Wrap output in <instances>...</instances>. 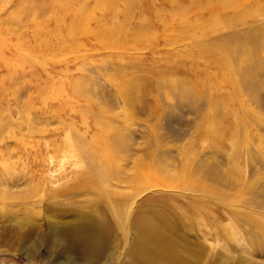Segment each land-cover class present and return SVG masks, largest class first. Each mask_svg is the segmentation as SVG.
I'll return each mask as SVG.
<instances>
[{"label": "rangeland", "instance_id": "rangeland-1", "mask_svg": "<svg viewBox=\"0 0 264 264\" xmlns=\"http://www.w3.org/2000/svg\"><path fill=\"white\" fill-rule=\"evenodd\" d=\"M22 1L0 0V264H264V46L246 67L243 108L213 52L196 46L261 43L264 0L237 10L176 0L185 16L165 29L156 18L170 15L172 0H129L123 34L150 19V40L109 49L77 36L68 53L45 55L32 30L56 8L33 0L13 17ZM92 3L89 25L111 26L109 5ZM199 14L213 30L203 31ZM192 20L199 28L179 35ZM108 136L121 142L112 161ZM85 142L103 146L110 177L92 171Z\"/></svg>", "mask_w": 264, "mask_h": 264}, {"label": "bare ground", "instance_id": "bare-ground-1", "mask_svg": "<svg viewBox=\"0 0 264 264\" xmlns=\"http://www.w3.org/2000/svg\"><path fill=\"white\" fill-rule=\"evenodd\" d=\"M30 1H33V0H23L20 4V6L16 8V11L14 10L13 13H12V16H16V17H20L21 15H23L24 13L28 12L29 9H30ZM89 1V0H87ZM95 3H92V4H95L94 7L95 9L98 8L99 10V7H101V9H104L107 5H109L108 7V11H110V14L112 15L113 14V18L110 19V22L109 24H111V26H105V25H102L103 27H101L99 25H97V30L95 28H93L92 24L91 26L89 25V20H90V14L88 13V11L90 12V8L88 5H86V0H49L48 2H46L45 0H41L39 1L38 0V5L41 6L42 4H45V3H50L52 5H54V7L56 8V10L54 11L53 9V12H49V16H47L45 13L44 14H41L42 17H45L43 18V20H40L35 22V26H34V29L32 30V32H34L31 36H38L39 40L37 41L38 42V45L36 46L37 50L40 51L43 55L45 54H51V53H57L59 54V52L61 51H64L67 52L66 50H68L67 48H69L70 46L67 44V41L70 39L72 40V38H76L77 36H82V37H88L89 39H94L97 43H98V46H101V47H107L109 49L111 48H115V49H119V48H123L125 49V47H128L133 45V44H136L138 43L139 41L140 42H146L148 40H150V37H154V32L152 29L148 28L149 27V24H150V19L147 21V20H143V24L140 23L141 26L138 25V27H136V30L135 32L133 33H130L129 36H126L124 35L123 33L127 31L128 33V29L125 28L126 27V24H127V21L129 20V15H130V9L131 7H133V3H131L129 0H121V4H117V3H113V1L115 0H106L105 3H103L101 0H94ZM112 1V2H111ZM164 1V0H163ZM162 1V2H163ZM173 3H175V8L171 11L170 15L169 16H162V15H158V17L156 18L157 20L156 21H161V25L163 26V29L166 28L167 26V22H169V19H179V18H184L185 16V12L186 10H182V7H178V3L176 0H172ZM183 1V0H182ZM248 0H219V3L218 5L222 8H232V9H236L237 7H240V6H243L246 5ZM256 1V0H255ZM258 1V0H257ZM93 2V1H92ZM119 2V0L117 1ZM165 2V1H164ZM171 2V1H170ZM168 2V4L171 5V3ZM90 3V2H89ZM180 3V2H179ZM195 3V2H194ZM34 4V3H33ZM188 4V3H187ZM200 4V3H199ZM195 5L194 8L196 10H198L199 6H200V9H204V8H207V7H211V4H200V5ZM254 4V3H253ZM194 5V4H193ZM216 5V4H215ZM38 6V7H39ZM167 6V5H166ZM37 7V8H38ZM103 7V8H102ZM202 7V8H201ZM213 7V6H212ZM216 7V6H215ZM184 8V7H183ZM107 9V8H106ZM105 9V10H106ZM215 9V8H213ZM245 9V8H244ZM159 10V9H158ZM237 10V9H236ZM101 11V10H99ZM176 11V12H175ZM235 11V10H234ZM239 11V10H238ZM93 12V11H91ZM103 12V11H102ZM159 12V11H158ZM217 12V11H216ZM243 12V10H242ZM245 12V11H244ZM243 12V13H244ZM104 13V12H103ZM132 13V12H131ZM233 13V12H232ZM238 13V12H237ZM27 15V14H26ZM68 15V19H66V16ZM90 15V16H89ZM94 15V14H93ZM101 15V14H100ZM132 15L134 16V13H132ZM11 16V15H9ZM11 16V17H12ZM132 16V17H133ZM241 16V15H240ZM239 16V17H240ZM244 16V15H243ZM12 17V18H13ZM111 17V16H110ZM217 17V16H216ZM245 17V16H244ZM146 18V17H145ZM153 18V17H152ZM201 18V23H202V27H203V31L205 29V31L209 30V29H212L213 27V22L212 20H206L205 17H203L201 14L198 15L197 17V20ZM204 18V19H203ZM243 18V17H242ZM35 19V18H34ZM40 19V17H39ZM42 19V18H41ZM45 19V20H44ZM95 19V18H93ZM131 19V18H130ZM154 20V19H152ZM183 20V19H182ZM197 20L196 22H193L195 20H192L187 22L186 23V26L182 25L181 30H183L182 32L180 31V34L179 35H188L189 31H191L189 34L192 33V31H196V28H197ZM92 21V19H91ZM176 21V20H175ZM181 21V19H180ZM184 21V20H183ZM216 21V20H215ZM236 21V19H235ZM102 22V21H101ZM172 22V20H171ZM147 23V24H146ZM170 23V22H169ZM97 24V23H96ZM100 24V23H99ZM108 24V25H109ZM197 26H196V25ZM95 25V24H94ZM200 25V23H199ZM144 26V27H143ZM153 26V25H152ZM215 26V25H214ZM95 27V26H94ZM154 28V27H153ZM199 28V26H198ZM264 28V27H263ZM95 29V31H94ZM168 29V28H167ZM202 29V28H201ZM93 30V31H92ZM131 30V29H129ZM213 30V29H212ZM263 30V29H262ZM140 32V33H137ZM264 31V30H263ZM261 31V32H263ZM28 32V31H27ZM31 32V33H32ZM179 32V31H178ZM198 32V31H197ZM254 32V31H253ZM205 33V32H204ZM249 33V32H248ZM259 33V32H258ZM154 34V35H153ZM201 34V33H200ZM255 34V33H254ZM257 34V32H256ZM30 35V34H29ZM40 35H43L45 36V38H42V36ZM178 35V36H179ZM195 35V34H194ZM258 35V34H257ZM264 36V33L262 34ZM4 37V35H2ZM197 36V35H196ZM249 36V35H248ZM251 38H252V35H250ZM262 40H263V37H261V35H259ZM189 37V36H188ZM198 37V36H197ZM256 37V36H255ZM258 37V36H257ZM185 38V37H184ZM247 38V36H246ZM10 39H13V36H10ZM28 39V38H27ZM31 39V37H30ZM172 39V38H170ZM196 39V38H195ZM249 39V38H248ZM253 39V38H252ZM32 40V39H31ZM78 40V39H77ZM76 40V42H77ZM82 40V39H81ZM175 40V39H174ZM20 41H22V37L20 38H17L16 40H14L13 43L9 42L8 44L11 45V47L14 49L15 46H18V44L20 43ZM24 41V40H23ZM251 41V40H249ZM259 41V40H258ZM261 41V40H260ZM264 41V40H263ZM262 41V42H263ZM28 42V41H26ZM35 42V43H37ZM52 42H54L52 44ZM247 42V41H246ZM253 42V46L246 49V48H240L239 49V45L237 43V45L235 43H232V44H235L236 46L232 47V46H229V45H226V44H215L213 45L211 48L209 49H205L204 47H202V44H201V47H200V44H197L196 46L198 47V49L202 48V51L203 53H208V51L210 52H213V54L216 56V61H217V66H218V69L221 71V73L217 74V76L219 77V75L221 74V77L224 78V81L229 85L230 89H228L227 91L229 92L228 96L231 98V99H234L236 100V102H238V107L239 108H243L244 107V101L243 99L241 98L243 94L241 92V88L245 89L249 86V83L246 85V82H245V75H246V67L250 66L251 63V59L253 57L255 53V51L257 52V50L261 47V46H264V43L261 45L260 42H257V41H252ZM139 44V43H138ZM7 45V44H6ZM55 45V46H54ZM231 45V43H230ZM3 46V45H2ZM32 46V45H31ZM249 46V45H248ZM33 47V46H32ZM6 48V47H5ZM9 48V47H8ZM35 48V47H34ZM1 51V50H0ZM115 51V50H114ZM113 51V52H114ZM130 51H131V48H130ZM39 52V53H40ZM60 52V53H61ZM112 52V53H113ZM13 53V52H12ZM68 53V52H67ZM34 54V53H33ZM62 54V53H61ZM41 55V56H43ZM202 55V54H201ZM37 56V55H36ZM200 56V55H198ZM255 56V55H254ZM32 58V57H31ZM38 58V57H36ZM54 58V57H52ZM45 60V59H44ZM31 61V60H30ZM74 61V60H73ZM239 61V63L237 64V62ZM29 62V61H28ZM38 62V61H37ZM35 62V63H37ZM42 62V61H41ZM197 62V61H196ZM40 63V62H39ZM38 63V64H39ZM29 64H31L29 62ZM14 64L11 65V69L14 68ZM30 67V66H29ZM252 67V66H251ZM11 69H8L9 72H11ZM31 69V68H30ZM254 69V68H253ZM246 71V72H245ZM251 71V69L249 70ZM255 71V70H254ZM254 71H251L253 73H255ZM8 72V73H9ZM249 73V72H248ZM41 74V73H40ZM10 76V74H8ZM12 75V74H11ZM44 75V74H43ZM253 75V74H251ZM7 78V77H6ZM51 78V77H50ZM169 78V77H168ZM216 78V77H215ZM129 79V78H128ZM15 80V79H14ZM157 80V79H156ZM168 80V79H166ZM174 80V79H173ZM228 80V81H227ZM248 80V79H247ZM170 81V80H169ZM167 81V82H169ZM175 81V80H174ZM60 82V81H59ZM158 82V81H157ZM160 82V81H159ZM165 84H168L166 83V81H164ZM64 83V82H63ZM75 82L73 81V84ZM119 83V82H118ZM60 84V83H59ZM62 84V83H61ZM60 84V85H61ZM121 84V83H120ZM48 85V84H47ZM58 85V86H60ZM116 85V84H115ZM172 85H174V83H172ZM254 85V84H253ZM252 85V86H253ZM63 86V85H62ZM129 86V85H128ZM131 86V84H130ZM61 87V86H60ZM69 87V86H68ZM77 87V86H76ZM168 87V85L166 86ZM175 87V86H173ZM63 88V87H62ZM72 88L74 90V92H77L80 94V92H78V90H76L77 88H75V86L72 85ZM75 88V89H74ZM170 89V87H168ZM177 89L179 87H176ZM79 89V88H78ZM127 89V88H126ZM132 89V88H131ZM176 89V90H177ZM54 90V93H52L53 95H55L57 98H58V95L60 94L59 92V89L56 87L53 89ZM121 90V89H120ZM122 90H125L122 89ZM183 90V88H182ZM181 90V91H182ZM185 90V89H184ZM249 90V89H248ZM67 91V90H66ZM80 91V90H79ZM126 91V90H125ZM129 91V90H127ZM180 91V92H181ZM199 91V90H197ZM63 92V91H62ZM132 92V91H131ZM192 92V90H191ZM81 93L83 94H86L85 93V90L83 89L81 91ZM123 93V92H122ZM126 93V92H125ZM51 94V95H52ZM78 94V95H79ZM181 94V93H180ZM185 93L181 94V98L185 97L184 95ZM188 94V93H186ZM63 95V94H62ZM123 95V94H122ZM128 95V93H127ZM173 95V94H172ZM69 96V95H68ZM81 96V95H80ZM198 96V95H197ZM72 97V96H71ZM85 97V96H84ZM87 97V96H86ZM129 97V96H128ZM193 97V95L191 96V98ZM228 97V98H229ZM245 97V96H244ZM52 98V96L50 97ZM62 98V97H61ZM82 98V97H80ZM134 98V97H133ZM48 99V98H47ZM186 99V98H185ZM188 99V97H187ZM230 99V100H231ZM65 100V99H64ZM183 100V99H182ZM189 100V99H188ZM70 101V100H69ZM127 101V100H126ZM71 102V101H70ZM214 102V101H213ZM211 104V103H210ZM62 106V105H61ZM211 106V105H210ZM78 107V106H77ZM212 107V106H211ZM216 107V105L214 106ZM237 106L235 107L238 108ZM58 108V107H57ZM230 109V108H229ZM79 110V109H78ZM239 109H236L237 113L239 114L240 112H238ZM242 110V109H240ZM75 111V110H74ZM83 111V110H82ZM236 111H234L236 113ZM244 111V110H243ZM73 112V111H71ZM233 112V113H234ZM245 112V111H244ZM75 113V112H74ZM81 113V112H80ZM85 112L83 111V114L82 115V118L84 119V114ZM87 113V112H86ZM129 113V112H128ZM79 114V113H78ZM243 114V113H242ZM241 114V115H242ZM246 113H244L245 115ZM87 115V114H86ZM211 115V114H210ZM235 116H237L236 114H234ZM232 114V116H234ZM240 115V116H241ZM246 116V115H245ZM211 118V117H210ZM242 118H245V117H241V122H242ZM78 119V118H77ZM80 119V118H79ZM233 119V118H232ZM240 119V118H239ZM247 119V118H245ZM96 120V119H95ZM97 121V120H96ZM209 121H212L209 119ZM208 121V122H209ZM246 121V120H245ZM234 123H236L235 121H233ZM232 122V123H233ZM240 122V123H241ZM214 123V122H213ZM243 123V122H242ZM241 123V125H242ZM239 124V123H238ZM237 124V125H238ZM244 124V123H243ZM210 126V124H208ZM240 125V124H239ZM238 125V126H239ZM207 126V125H206ZM213 127V125H211ZM210 126V127H211ZM1 127V126H0ZM211 127V128H212ZM236 127V126H235ZM100 128V127H99ZM209 128V127H208ZM207 128V129H208ZM239 128V127H238ZM242 128V127H241ZM211 129H209L210 131ZM239 130V129H238ZM85 131V130H84ZM212 131V130H211ZM210 131V132H211ZM218 132V130H217ZM77 134V132H75ZM110 133V132H109ZM223 133V132H222ZM239 133V132H238ZM79 134V133H78ZM108 134V133H107ZM112 135V134H110ZM229 135V134H228ZM81 136V134L79 135ZM77 136V137H79ZM116 136V135H115ZM230 137V136H229ZM106 138L108 140L109 143L108 144V149L110 150H107L105 149V151H107V153H109V157L107 159V161H112L114 159V157L112 156V151L115 150L116 146L117 145H120L119 143H117L118 141L114 140L113 138H111L110 136L108 137H104V140L106 141ZM117 138V137H116ZM75 139H78V138H75ZM86 139V138H85ZM103 139V138H102ZM230 139V138H229ZM118 140V138H117ZM232 140V139H231ZM82 141H83V138H82ZM79 142V141H77ZM76 142V143H77ZM104 142V141H103ZM232 142V141H231ZM105 143V142H104ZM85 144L87 145L88 142ZM92 143L89 142V144L85 147L83 146H80L79 144V147L81 148H85L87 154V158H88V161H90L91 165L93 167V170L94 172H97L99 171L98 175H99V178H104V177H110L111 176V172L108 170H105L103 171L102 170V166L104 165H101L100 163V158L102 156H104V153L102 150V147L103 146H100V148H97V146L95 147L93 144H92V147H90L89 145H91ZM235 144V143H234ZM78 145V144H77ZM104 145V144H103ZM216 145V144H215ZM233 145V143H232ZM231 145V146H232ZM125 146V145H124ZM78 147V146H76ZM119 147V146H118ZM236 148H239V147H236ZM239 150V149H237ZM84 151V149H83ZM81 151V152H83ZM75 152V151H74ZM85 152V151H84ZM103 153V154H100ZM116 152V150L114 151ZM80 153V152H79ZM106 154V153H105ZM114 154V153H113ZM102 155V156H101ZM78 156V155H77ZM81 156V155H79ZM81 157H84V156H81ZM100 157V158H99ZM105 157V156H104ZM87 161V162H88ZM89 163V164H90ZM88 164V163H87ZM190 167V166H189ZM189 167H188V164L187 162L186 163H183L182 165V170L181 171L183 174H189V172L191 173L192 171L189 170ZM104 169V168H103ZM187 174V176H188ZM183 175V176H185ZM191 175V174H190ZM189 177V176H188ZM171 178V177H170ZM191 184V183H190ZM196 184H198V182H196ZM192 186V185H191ZM201 187V186H199ZM204 187V186H202ZM201 187V188H202ZM85 230V229H84ZM155 231V230H154ZM95 234V233H94ZM85 236V235H84ZM151 236V235H150ZM140 237V236H139ZM142 237V236H141ZM88 238V237H87ZM95 238V235L89 237V240H88V243L91 244V240ZM87 243V244H88ZM88 247V246H87ZM232 260H234L233 258H239V259H243V257L241 256H237V257H230Z\"/></svg>", "mask_w": 264, "mask_h": 264}]
</instances>
